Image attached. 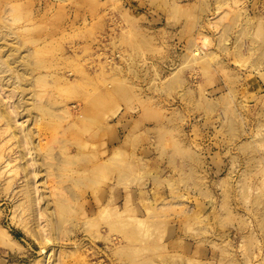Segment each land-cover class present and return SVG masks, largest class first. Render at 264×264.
<instances>
[{
  "label": "rangeland",
  "instance_id": "obj_1",
  "mask_svg": "<svg viewBox=\"0 0 264 264\" xmlns=\"http://www.w3.org/2000/svg\"><path fill=\"white\" fill-rule=\"evenodd\" d=\"M4 229L0 264H264V0H0Z\"/></svg>",
  "mask_w": 264,
  "mask_h": 264
},
{
  "label": "bare ground",
  "instance_id": "obj_2",
  "mask_svg": "<svg viewBox=\"0 0 264 264\" xmlns=\"http://www.w3.org/2000/svg\"><path fill=\"white\" fill-rule=\"evenodd\" d=\"M24 198H27L28 199L27 202H29V205L30 206H33L34 205L33 201L31 200L32 197L30 195V192H28V193L25 192ZM0 233H1V235H0V244L2 245V247H5V248H7V249H9L11 251H14L16 249V252H18L17 251V248L15 247L17 245V242H16L15 238L6 229L1 230ZM17 247L19 249L20 246H17Z\"/></svg>",
  "mask_w": 264,
  "mask_h": 264
}]
</instances>
